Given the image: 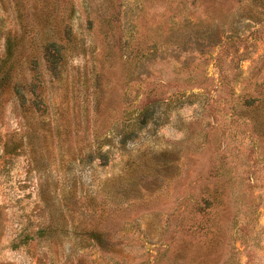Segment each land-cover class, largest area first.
<instances>
[{"label": "rangeland", "instance_id": "1", "mask_svg": "<svg viewBox=\"0 0 264 264\" xmlns=\"http://www.w3.org/2000/svg\"><path fill=\"white\" fill-rule=\"evenodd\" d=\"M0 264H264V0H0Z\"/></svg>", "mask_w": 264, "mask_h": 264}, {"label": "trees", "instance_id": "2", "mask_svg": "<svg viewBox=\"0 0 264 264\" xmlns=\"http://www.w3.org/2000/svg\"><path fill=\"white\" fill-rule=\"evenodd\" d=\"M41 49L43 52V57L47 70L50 72V74H52L53 78H56L64 62V53L62 45L57 41H47L46 43H44V45H42ZM7 54L9 57H11V44L8 45ZM20 98L23 100L24 95H20Z\"/></svg>", "mask_w": 264, "mask_h": 264}]
</instances>
